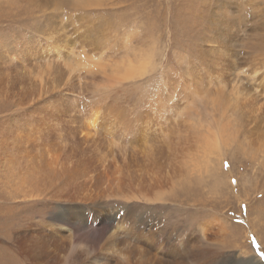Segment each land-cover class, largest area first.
<instances>
[{"label":"rangeland","instance_id":"obj_1","mask_svg":"<svg viewBox=\"0 0 264 264\" xmlns=\"http://www.w3.org/2000/svg\"><path fill=\"white\" fill-rule=\"evenodd\" d=\"M62 213L68 264H264V0H0V264Z\"/></svg>","mask_w":264,"mask_h":264},{"label":"bare ground","instance_id":"obj_2","mask_svg":"<svg viewBox=\"0 0 264 264\" xmlns=\"http://www.w3.org/2000/svg\"><path fill=\"white\" fill-rule=\"evenodd\" d=\"M93 124H95V122ZM110 217L108 218L107 224H109L111 226V225H115V224L119 223L120 221H122L125 218V215L124 214H123V216H121V215H112V217L111 218ZM71 218H72V215H70V214H63L62 213V214L55 215L52 218L53 222L49 224V227H48L49 229H43V231L38 232L36 237L30 235V237L28 239H25V235H24L23 232L18 233L17 236H16V241L19 244L21 251L23 253H26L30 257V259H32L34 261H37V260L41 259L44 262V264H68L69 261H70V258H73L74 251H72V248L70 249L69 253H67L66 256H62V258H61V256L58 257L55 254V250H57L56 249L57 247L63 246L65 248L66 244L68 245V242L65 241L66 240V236L63 235L62 236L63 238L61 240H59V241L52 240V241L49 242L48 239L54 238V235L61 234L64 229H69V226L72 224ZM104 221H105V218H104ZM130 225H132V224H130ZM214 225H215L214 221H212V220L209 221L208 223L201 222L199 224V227H198L199 231H200L201 238H203L204 240L208 239V236L210 238V236L213 234L212 228H213ZM105 226H106V224H104V227ZM125 227H123V226H121L119 224V226H111L108 229V231H111V234H109L108 237H106L101 242V244H100V249L101 250L100 251L111 250L110 252H111L112 256L111 255L110 256L109 255L106 256V258L104 259V261L101 264H160V260H157L158 258L155 255H154V257L153 256H148V254H146V253H144L142 251L136 253V255H138L139 257H137L132 262L131 259H130L131 251H129V248H130L129 247V242L125 243V241H127V240H131L132 239V240L136 241V240H139L141 238L142 239L145 238L146 240H151L152 244H154V245L156 244L159 247L158 249H159V252H160L162 250V248H163V244L161 243V241L157 237V236H160V234L157 233L156 229H155V231L151 230V233L148 231V229H144V230H146L145 232L141 231V232H139V234L136 232V234H137L136 237L131 238V236L129 235L131 233V229H128V228H125ZM44 228H45V226H44ZM28 232H31V231L28 230ZM215 234H213V235H215ZM188 239L189 238L187 236L184 237V241H186ZM196 239H198V238L195 237L193 240L190 239L186 243L187 246H189V243L192 244L193 241H196ZM120 241L125 243L123 245L124 248L115 249L114 245H116L117 242H120ZM55 243H56V246H55ZM45 244H48V248H49V246H52V249H48L47 248L46 252H45V256H42L41 250H42V248L44 247ZM173 252L175 253V251H173ZM208 252H209L208 250H202L201 249L198 253L201 256V255H204L205 253H208ZM114 253H116V255H114ZM184 254H185V256L182 253L181 264H183L182 260H184L186 258V256H188L190 258V261H192L191 257L193 255L191 256L188 252H186ZM188 257H187V259H188ZM193 257H195V256H193ZM197 257H198V254H197ZM256 261H257V259H256ZM192 264H195V263H192Z\"/></svg>","mask_w":264,"mask_h":264},{"label":"snow or ice","instance_id":"obj_3","mask_svg":"<svg viewBox=\"0 0 264 264\" xmlns=\"http://www.w3.org/2000/svg\"><path fill=\"white\" fill-rule=\"evenodd\" d=\"M227 166V165H226Z\"/></svg>","mask_w":264,"mask_h":264}]
</instances>
